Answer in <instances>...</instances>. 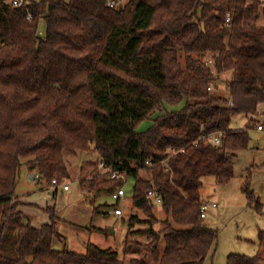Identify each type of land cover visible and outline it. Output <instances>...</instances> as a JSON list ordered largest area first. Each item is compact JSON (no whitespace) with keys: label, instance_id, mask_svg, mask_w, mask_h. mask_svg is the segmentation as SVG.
<instances>
[{"label":"trees","instance_id":"trees-1","mask_svg":"<svg viewBox=\"0 0 264 264\" xmlns=\"http://www.w3.org/2000/svg\"><path fill=\"white\" fill-rule=\"evenodd\" d=\"M12 1L0 0V264H204L218 233L203 224V180L232 181L256 123L234 129L232 121L264 104V2L117 0L111 8L108 0H28L16 8ZM229 73L221 94L217 82ZM214 132L224 135L220 145L203 139ZM92 146L124 178L98 182L94 171L84 192L112 197L133 180V206L148 216L131 217L123 255L92 242L85 253L55 248L56 207L36 228L16 194L24 165L53 186L69 178L66 153ZM150 192L161 197L163 220ZM243 192L262 214L250 179ZM259 240L264 246V229Z\"/></svg>","mask_w":264,"mask_h":264},{"label":"rangeland","instance_id":"rangeland-1","mask_svg":"<svg viewBox=\"0 0 264 264\" xmlns=\"http://www.w3.org/2000/svg\"><path fill=\"white\" fill-rule=\"evenodd\" d=\"M41 30L45 32L43 23ZM231 77L232 74L229 73L218 80L217 90L221 94L227 93ZM255 116L262 118L264 114L258 113ZM254 120L256 123L250 132V146L247 150L238 152L232 181L227 185H219L213 177L203 180L202 199L204 204L209 205L203 224L218 233V241L204 264H227L230 254L259 256L262 258L261 264H264V246H261L259 240V233L264 229V132L257 130L259 123L257 119ZM261 122L264 123L263 120ZM251 123V118L238 115L232 121V128H246ZM149 124L150 122L144 123L140 130L146 129ZM66 161L69 178L60 184H68L69 191H65L62 186L55 188L46 181L37 182L35 176L31 177V174L36 173L31 172L27 165L22 167L16 194L25 201L24 204L27 203L24 210L29 223L34 225L38 220L51 222L45 209L48 206L56 207L59 216L57 226L62 240H55V248L85 253L87 243L92 242L103 249L117 250L123 255L131 217L137 215L143 220L148 219L143 211L133 206L134 181H127V195L118 206L124 211V216L119 217L115 213L116 200L105 195L95 199L93 194L88 196L82 189L81 183L90 181L94 177V171L98 172V182L108 180L107 173L101 168L100 156L93 146L87 151L66 153ZM143 175L149 177V172L144 171ZM248 179L252 191L263 204L262 214L248 206L243 192ZM105 204L107 205L104 206ZM100 205L101 214L94 217V210ZM154 211L160 219L165 218L166 213L162 211L161 204L157 203ZM143 227L145 226L136 225L137 229ZM147 260L152 263L151 258Z\"/></svg>","mask_w":264,"mask_h":264},{"label":"built area","instance_id":"built-area-1","mask_svg":"<svg viewBox=\"0 0 264 264\" xmlns=\"http://www.w3.org/2000/svg\"><path fill=\"white\" fill-rule=\"evenodd\" d=\"M27 5H28V0H13L12 1V6L16 7V8H23V7L27 6ZM108 5L111 8H115L118 5V1L117 0H108ZM30 19H31V17H30ZM228 20H230L229 16H228ZM209 90H213V88L211 87V88H209ZM258 130L259 131H263L264 130V126L260 124L258 126ZM223 136L224 135L221 132H214V133H210V134H207V135L203 136V139L206 140L207 142L213 143L215 145H220L221 142H222ZM196 144H197V142H196ZM174 154H176V151L172 149L170 151L169 156H172ZM147 164L149 166H152L153 165V161H148ZM101 168H103L104 171L107 173V177L109 179L124 178V175L122 174V172L115 171L112 168L106 167L103 164V162H101ZM34 176H35V174H34ZM37 178H38V176H37ZM61 186L63 187V189L65 191H69L70 190V186L68 184H60L56 180L53 181V187L59 188ZM126 195H127L126 188L122 187L116 193H114L112 197L116 201H122V200H124ZM150 195L155 197L157 203L161 202V197L158 196L157 194H154L153 192H150ZM208 207H209L208 204H204L203 203V205L201 207V216H202V218L206 217V211H207ZM115 213L119 217H123L124 216V211L120 207H117L115 209Z\"/></svg>","mask_w":264,"mask_h":264},{"label":"crops","instance_id":"crops-1","mask_svg":"<svg viewBox=\"0 0 264 264\" xmlns=\"http://www.w3.org/2000/svg\"><path fill=\"white\" fill-rule=\"evenodd\" d=\"M261 1H263L264 2V0H261ZM258 24L260 25V26H262V27H264V14H262L261 16H260V18H259V20H258ZM258 111H259V114H264V104H261V105H259V107H258ZM249 118H254V119H257V121H258V126L261 124V125H263L264 126V123H262L261 122V120H263L264 121V116H262V118L261 117H259V118H256V116H252V117H249ZM258 126H257V130H258ZM248 127V126H247ZM237 129H239V128H237ZM259 131V130H258ZM259 132H264V130L263 131H259ZM23 199H20V201H22ZM22 203H25V201H22ZM27 204V203H26ZM27 206V205H26ZM24 207L25 206H23V207H21V209L24 211V213L26 214V212H25V210H24ZM39 208H41L40 206H39ZM35 209V211H36V208H34ZM207 217V216H206ZM205 217V218H206ZM47 223H49V222H40V220H38V222L37 223H35L33 226L34 227H36V228H40L42 225H44V224H47ZM124 248V247H123Z\"/></svg>","mask_w":264,"mask_h":264},{"label":"water","instance_id":"water-1","mask_svg":"<svg viewBox=\"0 0 264 264\" xmlns=\"http://www.w3.org/2000/svg\"><path fill=\"white\" fill-rule=\"evenodd\" d=\"M34 176V174H31V177Z\"/></svg>","mask_w":264,"mask_h":264}]
</instances>
